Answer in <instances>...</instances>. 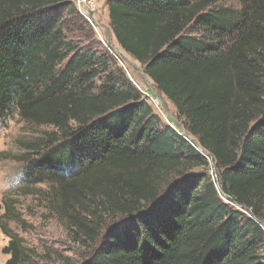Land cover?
<instances>
[{"label":"trees","instance_id":"16d2710c","mask_svg":"<svg viewBox=\"0 0 264 264\" xmlns=\"http://www.w3.org/2000/svg\"><path fill=\"white\" fill-rule=\"evenodd\" d=\"M107 9L120 49L181 124L154 113L109 48L67 42L75 0H0V126L16 111L56 131L25 145V187L51 186L53 212L96 245L85 264H264V0ZM0 228L5 264H34Z\"/></svg>","mask_w":264,"mask_h":264},{"label":"rangeland","instance_id":"374dc122","mask_svg":"<svg viewBox=\"0 0 264 264\" xmlns=\"http://www.w3.org/2000/svg\"><path fill=\"white\" fill-rule=\"evenodd\" d=\"M97 8L92 17L105 30H100L101 36L80 14L78 25L73 28L69 24L65 32L67 42L76 46L89 47L95 45L97 50L106 53L111 48V55L116 58L118 67H122L133 81L149 97L152 109L166 125L181 124L178 112L154 86L150 79L143 74L142 66L123 52L111 31L107 0H96ZM118 50L120 53H117ZM150 93V94H148ZM52 127L37 126L24 121L18 112H13L0 126V222L7 229L18 234L24 240V247L30 254L34 264H85L94 254L95 244H83L67 229L66 225L52 210V188L48 184H40L26 188L24 182L16 184L22 176L25 164L21 161L26 155L25 145L42 140L46 133H55ZM183 134V133H182ZM185 136V134H183ZM215 166L212 164V170ZM216 170V169H215ZM8 199L4 206L2 201ZM10 209L7 217L5 212ZM15 215L20 217L22 226L9 221ZM109 223V219H107ZM99 243V239H98ZM9 244V238L0 228V264H5L10 256L4 255L3 250ZM98 245V244H97Z\"/></svg>","mask_w":264,"mask_h":264},{"label":"built area","instance_id":"2783aa9c","mask_svg":"<svg viewBox=\"0 0 264 264\" xmlns=\"http://www.w3.org/2000/svg\"><path fill=\"white\" fill-rule=\"evenodd\" d=\"M75 4L80 12V14L84 17V19L94 28V30L101 36L100 30H105L103 26L92 17V12H94L97 8L96 0H75ZM102 38V36H101ZM103 39V38H102ZM103 44L107 47V43L105 40H102ZM109 48V46H108ZM111 50V48H109Z\"/></svg>","mask_w":264,"mask_h":264},{"label":"water","instance_id":"95a60500","mask_svg":"<svg viewBox=\"0 0 264 264\" xmlns=\"http://www.w3.org/2000/svg\"><path fill=\"white\" fill-rule=\"evenodd\" d=\"M115 51H116L117 53H120V52H119L118 50H116V49H115ZM142 72H143V74H145L143 70H142ZM180 129H181L182 133L185 134L186 138H187L189 141L193 142V143L195 144V146H196L199 150H201V146H200V144H199V143H198V142H197L192 136L186 134V132L184 131V129H183L182 127H180ZM183 134H182V135H183ZM183 136H184V135H183ZM205 155H206V156H209V159H210V161H211L212 164H213V163H214V157L211 156V155H209L208 153H205ZM212 173H213L214 178H215V180H216V182H217V188H218V190H220V185H219V181H218V176H217L216 170H215V169L212 170ZM220 193L223 194V193H222V190H220ZM263 226H264V224H263Z\"/></svg>","mask_w":264,"mask_h":264},{"label":"clouds","instance_id":"9594fccd","mask_svg":"<svg viewBox=\"0 0 264 264\" xmlns=\"http://www.w3.org/2000/svg\"><path fill=\"white\" fill-rule=\"evenodd\" d=\"M23 179H24V176L22 175V176H20L19 178L16 179L15 183L19 184V183H21L23 181Z\"/></svg>","mask_w":264,"mask_h":264}]
</instances>
